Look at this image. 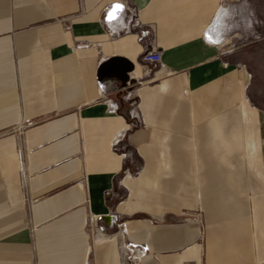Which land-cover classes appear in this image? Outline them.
I'll return each mask as SVG.
<instances>
[{"label": "crops", "instance_id": "0c3cea01", "mask_svg": "<svg viewBox=\"0 0 264 264\" xmlns=\"http://www.w3.org/2000/svg\"><path fill=\"white\" fill-rule=\"evenodd\" d=\"M263 19L264 0H0V264H264Z\"/></svg>", "mask_w": 264, "mask_h": 264}, {"label": "built area", "instance_id": "2783aa9c", "mask_svg": "<svg viewBox=\"0 0 264 264\" xmlns=\"http://www.w3.org/2000/svg\"><path fill=\"white\" fill-rule=\"evenodd\" d=\"M116 4V2H111L109 4H107L104 9H103V12H102V18L107 20V15H108V12L111 10V8L113 7V5ZM121 5H123V3H120ZM124 12V5L122 7V9L118 12L117 14V18L112 20V21H116L117 19L120 18V16L122 15V13ZM131 22V19L128 20V22ZM210 26V23L208 24L207 26V31L210 32V34L213 35V33L215 32V29L214 27L212 28H209ZM65 28H69V25H66ZM214 39H215V43L216 42H219L220 41V38L217 36V34H214ZM204 37L206 39V36L204 34ZM214 42V41H213ZM141 59L143 62L149 64L150 66L154 65V64H157L160 62V51L159 50H156L154 49V47L152 46V44H148V46L143 50V52L141 53ZM184 93V91H183ZM100 218V217H99ZM108 220L112 221L115 219L114 215H109L108 216ZM98 219L97 216L95 215H89L88 216V223L92 224V223H95V221ZM182 264H194L193 262H183Z\"/></svg>", "mask_w": 264, "mask_h": 264}, {"label": "rangeland", "instance_id": "374dc122", "mask_svg": "<svg viewBox=\"0 0 264 264\" xmlns=\"http://www.w3.org/2000/svg\"><path fill=\"white\" fill-rule=\"evenodd\" d=\"M262 22L264 23V19L262 20ZM218 23H219V15H216L210 21L209 28L214 27V29H215L216 28V25H218ZM262 30L264 31V28ZM205 36H206V40L208 42H210V43L213 42V41L215 42L214 37L212 36V34H210V32H207V29L205 31ZM261 54H262L261 56L264 58V47L262 48V53ZM248 59H251V57H249ZM258 63H260L258 65H260L262 67L264 66V60L261 61V62H258ZM124 101L126 102V105L125 106H127L129 112H132L133 110H136V108H137V97H135L133 95L132 96L129 95V96H127V98Z\"/></svg>", "mask_w": 264, "mask_h": 264}, {"label": "water", "instance_id": "95a60500", "mask_svg": "<svg viewBox=\"0 0 264 264\" xmlns=\"http://www.w3.org/2000/svg\"><path fill=\"white\" fill-rule=\"evenodd\" d=\"M115 58H110L108 60H106L105 62L101 63V66L98 70V72H100V70L103 68H105L106 66H109L111 63L115 62ZM131 70V67L127 66L125 68H123L118 74H117V78L118 80L122 83V85L125 84V82L128 80V76H127V72Z\"/></svg>", "mask_w": 264, "mask_h": 264}, {"label": "clouds", "instance_id": "9594fccd", "mask_svg": "<svg viewBox=\"0 0 264 264\" xmlns=\"http://www.w3.org/2000/svg\"><path fill=\"white\" fill-rule=\"evenodd\" d=\"M116 5H117L116 7H112L111 10L108 12L110 13V15L107 17L108 21H112L114 20V18L115 19L117 18V14L121 9L119 7L120 3H116Z\"/></svg>", "mask_w": 264, "mask_h": 264}, {"label": "snow or ice", "instance_id": "6c2138e0", "mask_svg": "<svg viewBox=\"0 0 264 264\" xmlns=\"http://www.w3.org/2000/svg\"><path fill=\"white\" fill-rule=\"evenodd\" d=\"M116 6H117L116 4L113 5V7H116ZM119 7H120V9H122L123 5L120 4ZM109 15H110V13H108L107 17H108ZM114 19H115V18H114Z\"/></svg>", "mask_w": 264, "mask_h": 264}, {"label": "bare ground", "instance_id": "6f19581e", "mask_svg": "<svg viewBox=\"0 0 264 264\" xmlns=\"http://www.w3.org/2000/svg\"><path fill=\"white\" fill-rule=\"evenodd\" d=\"M208 32V31H207Z\"/></svg>", "mask_w": 264, "mask_h": 264}]
</instances>
